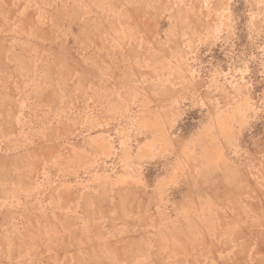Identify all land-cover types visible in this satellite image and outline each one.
Masks as SVG:
<instances>
[{"label": "rangeland", "instance_id": "374dc122", "mask_svg": "<svg viewBox=\"0 0 264 264\" xmlns=\"http://www.w3.org/2000/svg\"><path fill=\"white\" fill-rule=\"evenodd\" d=\"M0 264H264V0H0Z\"/></svg>", "mask_w": 264, "mask_h": 264}]
</instances>
